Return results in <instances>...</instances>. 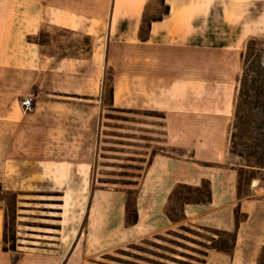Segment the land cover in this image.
<instances>
[{
  "label": "crops",
  "instance_id": "obj_1",
  "mask_svg": "<svg viewBox=\"0 0 264 264\" xmlns=\"http://www.w3.org/2000/svg\"><path fill=\"white\" fill-rule=\"evenodd\" d=\"M153 2L0 0V124L15 127L0 168L10 182L17 179L9 187L2 183V189L61 193L59 226L64 233L59 238L74 247L82 236L85 210L92 218L94 203L88 208L87 194L101 152L110 160L105 147H114L115 140L142 141L128 146L144 152L126 153L144 159L128 161L141 166L133 185L137 221H126V190L132 186L94 190L115 198L111 220L101 204V221L105 227L111 222L115 232L102 243L142 246L187 226L202 234L192 237L207 244L185 241L193 248L177 249L192 256L174 254L179 260L173 264L187 257L190 264H264V178L257 172L247 191H240L239 159L229 150L233 90L223 100L224 89L238 82L244 44L251 37L264 38V0H159L163 11L142 32ZM44 28L82 33L90 37V48L46 51L50 36L45 42L36 38ZM105 69L111 71L113 89L109 107L162 113L155 123H139L143 136L108 133L112 129L100 104ZM29 87L39 96L32 113L24 112L19 101ZM154 126L156 132L148 130ZM203 181L210 200L184 204L182 219L172 221L166 207L174 187ZM72 190L78 199L71 197ZM77 201L79 214L72 217L64 207ZM4 221L0 200V264H20L24 256L12 261L16 250L3 249ZM213 230L235 235L229 250L209 245L203 235L217 238Z\"/></svg>",
  "mask_w": 264,
  "mask_h": 264
},
{
  "label": "rangeland",
  "instance_id": "obj_2",
  "mask_svg": "<svg viewBox=\"0 0 264 264\" xmlns=\"http://www.w3.org/2000/svg\"><path fill=\"white\" fill-rule=\"evenodd\" d=\"M162 11L163 6L159 2V0H154V2L150 4L146 12V16L144 18L145 24L143 26L142 32L146 31L145 26L147 21L150 18L159 17ZM49 36L53 40V42L50 44L46 43V51H56L59 54L62 52L76 53L80 50V48H82L83 51L90 48V37L78 32H66L55 28H44L42 32L36 36V38L40 42H45L49 40ZM244 50L245 44L241 52ZM110 85L111 71L109 69H105L104 77L102 80V98L100 104L104 105V119L105 121H107L106 124L112 129V131L109 130L108 133H114L122 137L136 136L138 138V136H143V132H140L141 128L139 126V123H155L160 120L159 112H156V114L151 115L152 112L145 110H134L128 112L110 109L108 106L110 102L108 93ZM238 87L239 82L234 85L233 89H224L225 94L223 100L227 101L233 90V93L231 95L232 99L231 97L230 99L232 100V104H234ZM202 90L203 89H199L198 91ZM29 94H32L34 97V105L33 108L29 111H26V113H32L34 111L36 101L39 99V96H37L36 88L29 87L23 93H21L19 101L21 102L22 97ZM42 97L45 96L42 95ZM94 98L97 99L98 97L94 96ZM69 112L67 110L65 111V113ZM232 120L233 116L231 118V123ZM13 129H15L14 125L0 124V166L2 157L4 155H7L9 152L7 150V144L10 140V137L8 138V136H11L14 133ZM113 129H115V132H113ZM148 130H153L154 132H156L157 128L154 126V128H149ZM2 135L6 137L3 138ZM107 140L113 142L114 139L109 138ZM114 142L116 143L114 147L112 145L105 147V150L109 151L107 152L108 154H105V156L109 155L111 159L104 160V155L101 152V157L98 158V165H96L92 173H90V188L88 189L87 203L89 206L88 208H90L91 204L94 203V209L89 211V214L92 213V220L90 219V216L88 217V215H86L87 213L85 210L80 227V232L82 233V236L80 237L78 244L74 247L72 245V247L70 248H68L69 244L65 245L63 243V236L59 238V235L64 233V231H60L59 226V215L61 211V193L34 192L24 190H4L2 189V183H4L5 187H9L12 185V182L13 184H15L17 182V179L15 178L13 179V181L10 182V175H1L0 168V178L2 176L5 178L2 182L0 181V200L4 202V223L8 238V242L3 243V245H5L6 247H10V237L12 236L13 232L15 233L16 237V251L13 252L11 255L12 261L17 260L21 256H24L20 264H130L132 262H147V264H157L156 262H151V260L173 264L172 260L165 259L159 256L160 253H164L165 255L170 254L165 247H178V245L168 241L169 239L181 241V239H179L173 234L166 235V238H164V240H154L160 246L152 245L150 243H145L142 245L153 252H142V250L132 248L129 245L116 247L113 242H111L110 244L102 243L104 238L105 241H111L115 232L111 222L109 224H106L109 225L108 227H105V223L101 221L100 216L103 211L102 208H104L101 206V204L106 205L107 208L105 212L110 215L111 220L113 215L115 216L116 211H114V206H112V202L110 201L115 198H112L109 194L101 196L96 195L94 194V190L98 189L99 187H108L111 190L114 188L122 187L119 184L115 185L112 183L101 181H109V179L118 178V174L121 173V171H123L124 169L129 171L130 168H127V163H131L128 161L132 159H130V156H128V154L126 153L136 154L144 152L143 149L137 147H130L131 145H143L142 141L129 143L124 140H115ZM129 144L131 145L128 146ZM240 162L241 160L239 159V163ZM254 174V172L242 169V171L240 172V191H247L250 177ZM259 175L264 177V173H259ZM13 176L15 177L16 174H14ZM23 177V175H20L19 178V180L22 182L25 181V178ZM26 184H22V186ZM132 187L134 188V186ZM183 191L187 190L183 189ZM69 192L71 194V197H73L74 199H78V193H76V190H72ZM131 201L132 195H130V202ZM64 209L66 210V212H68V215L72 217H77V215L79 214L78 201L74 206H65ZM183 233L190 235L187 232ZM181 248L182 247L178 249ZM82 249H84L83 253ZM22 251L25 252L24 255H22ZM129 252H137L140 255H143L144 257H148L149 261L131 256ZM172 256H174V254H172ZM82 258H84L85 261H83L84 259ZM181 259V261L183 262H178L176 264L192 263V259H190L189 257Z\"/></svg>",
  "mask_w": 264,
  "mask_h": 264
},
{
  "label": "trees",
  "instance_id": "obj_3",
  "mask_svg": "<svg viewBox=\"0 0 264 264\" xmlns=\"http://www.w3.org/2000/svg\"><path fill=\"white\" fill-rule=\"evenodd\" d=\"M148 23V21H147ZM242 60V71L238 78L239 87L235 97V102L233 104V120L230 128V147L229 150L232 154L237 156L241 162L238 170L239 173V185H240V172L242 169L249 170L255 174L250 177L253 178L257 175V172L264 173V38L251 37L245 43V50L241 52ZM109 104L112 100L113 89L110 85L109 90ZM108 104V106H109ZM110 109H114L109 107ZM117 111H134L135 109H115ZM152 112L151 115L156 114L155 110H145ZM160 113V112H159ZM163 117L162 113L159 115ZM132 160H144L135 159V157H130ZM127 168L131 170H123L119 173L118 178L109 179L108 182L112 184H121L133 186L138 183V177L140 173L137 169L141 166L138 164L127 163ZM126 167V166H124ZM262 177V176H261ZM264 178V177H263ZM186 189L187 191H183ZM135 189L128 188L126 190V221L127 223H135L137 221V211L135 207ZM58 194V193H56ZM130 195H132V201L130 202ZM210 200V188L206 181H203L200 185H189V184H178L174 187L169 195L168 204L166 207V213L172 221H179L182 219L183 215V205L186 203H203ZM181 230L188 232L189 234H194L196 236H202L198 231L193 230L187 226H181ZM213 234H217V238L211 235H203L209 241V245L218 250L227 251L231 248L234 241L235 235L233 233L222 232L213 230ZM182 241H176L174 239H169L168 241L182 247L184 249H191L190 245L186 242H194L201 245H206L201 240L187 235L183 232H173ZM159 239H164L166 237H158ZM16 237L13 232L10 237V247L3 246L4 250H16L15 245ZM186 241V242H185ZM3 242H8L6 228L4 225L3 232ZM150 244L160 246L158 243L149 241ZM130 247L135 249H140L142 252H153L144 246L131 245ZM170 253L165 255L160 253L159 256L165 259H170L172 261L179 260L172 254H179L184 256H192L185 251L178 250L177 248L165 247ZM131 256L137 257L138 259L149 260L148 257H144L138 253L129 252ZM172 253V254H171ZM157 264H168L161 261H152ZM130 264H139L132 262Z\"/></svg>",
  "mask_w": 264,
  "mask_h": 264
},
{
  "label": "built area",
  "instance_id": "obj_4",
  "mask_svg": "<svg viewBox=\"0 0 264 264\" xmlns=\"http://www.w3.org/2000/svg\"><path fill=\"white\" fill-rule=\"evenodd\" d=\"M20 103H21L22 109L25 112L31 110L34 105L33 95L29 94V95L23 96Z\"/></svg>",
  "mask_w": 264,
  "mask_h": 264
},
{
  "label": "bare ground",
  "instance_id": "obj_5",
  "mask_svg": "<svg viewBox=\"0 0 264 264\" xmlns=\"http://www.w3.org/2000/svg\"><path fill=\"white\" fill-rule=\"evenodd\" d=\"M263 24H264V18H263ZM97 88V87H96ZM84 193V192H83ZM84 197V196H83Z\"/></svg>",
  "mask_w": 264,
  "mask_h": 264
}]
</instances>
